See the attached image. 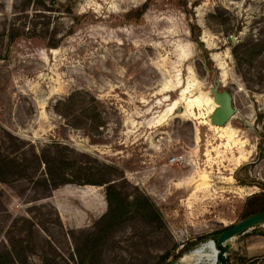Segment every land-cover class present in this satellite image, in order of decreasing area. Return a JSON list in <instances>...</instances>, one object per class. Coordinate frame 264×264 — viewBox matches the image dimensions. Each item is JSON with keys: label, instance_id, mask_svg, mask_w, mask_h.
<instances>
[{"label": "rangeland", "instance_id": "rangeland-1", "mask_svg": "<svg viewBox=\"0 0 264 264\" xmlns=\"http://www.w3.org/2000/svg\"><path fill=\"white\" fill-rule=\"evenodd\" d=\"M14 3L0 0V262L209 264L264 192V0ZM216 81L236 109L224 127ZM108 186L162 219L129 211L100 232Z\"/></svg>", "mask_w": 264, "mask_h": 264}, {"label": "trees", "instance_id": "trees-1", "mask_svg": "<svg viewBox=\"0 0 264 264\" xmlns=\"http://www.w3.org/2000/svg\"><path fill=\"white\" fill-rule=\"evenodd\" d=\"M14 5L13 7H17V5H20L22 7H27L28 5L32 6L33 8L35 7V9H38L36 7H43V10H53L54 5L57 4V0H14ZM51 3V6H50ZM16 5V6H15ZM148 8V4L145 3L143 9H142V13L145 12ZM19 13V11L14 12V16L17 15ZM198 27L196 24L195 25H191L190 30L192 33H194V28ZM48 30H44L43 34L45 35L47 33ZM9 34H11L10 38L13 39L17 34L15 32V30L12 32L9 31ZM5 34V33H4ZM196 42L200 43L199 39H196ZM201 44V43H200ZM58 44H50L49 46L51 47H56ZM202 45V44H201ZM237 45L234 47V53L236 52L237 54ZM1 173V172H0ZM0 181L4 182V178L3 176H1L0 174ZM53 184L54 187H57L58 185H61L63 183H69L70 180H66V178L64 180H62V182H56L55 179L52 177V180H50ZM247 182L252 183L253 180L252 179H248ZM98 184H102L104 182H97ZM114 197H115V193L113 191V187L112 186H108L107 188V200H108V211L102 216V218L99 221V226L100 232H104L105 234H108L114 226H116L120 220L123 218V216L128 213L129 211L132 212H136L137 214L144 216L146 218L149 219H158L161 220L162 219V214L161 212L156 209V206L154 204V202L146 195H140L139 197H137L135 200H122L121 202H114ZM134 207V208H133ZM264 211V192H261L260 194H256V195H252L248 198L247 202H246V206H245V210H244V219L258 214L260 212ZM226 229V228H225ZM224 229V230H225ZM260 235L264 236V233H259ZM212 245L215 246V250H217V244L213 243L211 241ZM85 247H87V249L90 252L94 251V248L96 247V244L94 242H92L91 240H88L87 243L85 244ZM184 250H181V253ZM9 258H12V254L10 252H7L6 254ZM185 257L184 256L181 257L180 261ZM250 260H254L253 258H246L243 257L237 253H233L232 255L229 256L228 258V263L227 264H245ZM179 261V262H180ZM0 264H2L0 262Z\"/></svg>", "mask_w": 264, "mask_h": 264}, {"label": "water", "instance_id": "water-1", "mask_svg": "<svg viewBox=\"0 0 264 264\" xmlns=\"http://www.w3.org/2000/svg\"><path fill=\"white\" fill-rule=\"evenodd\" d=\"M232 42L236 41V37H231ZM214 92V101L217 106L212 112V123L217 126L226 125L233 114L236 112V109L233 106V96L224 91L222 93L218 92V81L216 85L212 87ZM264 222V211L258 214L249 216L232 226L226 228L218 237V240L211 239L214 243L217 244L219 252L217 254L216 262L217 264H227L228 253L230 251V241L236 236L245 233L254 227L261 225ZM168 264H180V262L172 261Z\"/></svg>", "mask_w": 264, "mask_h": 264}, {"label": "crops", "instance_id": "crops-1", "mask_svg": "<svg viewBox=\"0 0 264 264\" xmlns=\"http://www.w3.org/2000/svg\"><path fill=\"white\" fill-rule=\"evenodd\" d=\"M248 233H242L230 241V251L228 253V258L233 253H237L246 258H253L245 264H264V236L263 235H247L244 238L242 236ZM203 248V245L198 249ZM217 251L215 250V254ZM207 261L211 260V256L205 254ZM185 258V257H184ZM206 261V262H207ZM228 263V261H227Z\"/></svg>", "mask_w": 264, "mask_h": 264}, {"label": "bare ground", "instance_id": "bare-ground-1", "mask_svg": "<svg viewBox=\"0 0 264 264\" xmlns=\"http://www.w3.org/2000/svg\"><path fill=\"white\" fill-rule=\"evenodd\" d=\"M228 124V123H227ZM226 124V125H227ZM226 125H224V126H226ZM224 126H221V127H224ZM264 224V222L261 224V225H263ZM211 242V241H210ZM213 242V241H212ZM214 243V242H213ZM217 253L215 254V251H213V254H211L210 256L212 257L211 258V262L209 263V264H216L217 262H216V258H217V254H218V252H219V248H218V246H217Z\"/></svg>", "mask_w": 264, "mask_h": 264}]
</instances>
